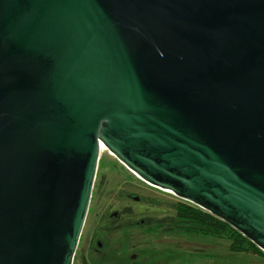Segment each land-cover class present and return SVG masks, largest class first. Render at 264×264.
<instances>
[{
	"label": "water",
	"instance_id": "water-1",
	"mask_svg": "<svg viewBox=\"0 0 264 264\" xmlns=\"http://www.w3.org/2000/svg\"><path fill=\"white\" fill-rule=\"evenodd\" d=\"M102 145L264 252V0H0V264H73Z\"/></svg>",
	"mask_w": 264,
	"mask_h": 264
},
{
	"label": "rangeland",
	"instance_id": "rangeland-1",
	"mask_svg": "<svg viewBox=\"0 0 264 264\" xmlns=\"http://www.w3.org/2000/svg\"><path fill=\"white\" fill-rule=\"evenodd\" d=\"M131 193L134 195L128 196ZM135 196L143 197L142 202H136L133 199ZM179 201L173 194L141 181L108 150L104 151L101 153L90 208L74 264L81 262L80 252L83 253L87 247L90 239L88 234L92 235L95 228L96 232L100 229L98 219L102 220L103 215L113 216L116 213L118 218L111 220L121 225L117 231L123 228L125 230L129 224H135L139 220H144L149 226L146 230L148 234L134 236L130 240L136 248L126 250L124 231L113 236V243L120 242L123 245V254L137 255L136 264L140 261L144 264H264L263 257L231 253L226 239L187 234L174 236L157 232V226L166 224L167 219L173 216L175 204ZM146 208L149 209L145 210ZM143 211L150 215L142 217L138 214Z\"/></svg>",
	"mask_w": 264,
	"mask_h": 264
},
{
	"label": "trees",
	"instance_id": "trees-1",
	"mask_svg": "<svg viewBox=\"0 0 264 264\" xmlns=\"http://www.w3.org/2000/svg\"><path fill=\"white\" fill-rule=\"evenodd\" d=\"M157 228L162 233H170L174 236L187 234L226 239L229 241L231 253L264 258V252L239 231L223 220L186 201L180 200L176 203L173 216L169 217V220L167 219L166 224L159 225Z\"/></svg>",
	"mask_w": 264,
	"mask_h": 264
},
{
	"label": "flooded vegetation",
	"instance_id": "flooded-vegetation-1",
	"mask_svg": "<svg viewBox=\"0 0 264 264\" xmlns=\"http://www.w3.org/2000/svg\"><path fill=\"white\" fill-rule=\"evenodd\" d=\"M130 195H134L133 193L129 194ZM141 198L143 197H139V196H135L133 199H135L136 202L141 203L142 200ZM149 198V197H147ZM151 200V199H148ZM147 203V202H146ZM138 203H136L137 205ZM149 208H146L145 210H147ZM145 211H143L142 213H139L140 215L145 216L149 213H144ZM137 214V215H138ZM111 215H103L102 220H99V227L100 228L97 232H96V228L93 229L95 230L94 233L91 235V233L88 234V236H90L89 241L87 242V247H85V250L83 251V253L80 252L81 255V262L80 264H136L137 262H135L136 260H138V257L136 254L132 253V254H123L122 252V248L123 245H121L120 242L117 243H113L112 239L113 236H115V234L123 232L124 231V235H125V244L124 246L127 249L130 248H136V245L131 243L130 240H133L134 236H144L145 234H148V232L146 230L149 229V226H147L145 224L144 220H139L136 221L135 224H129V227H126L127 229L124 230V228L122 230L117 231L118 229H120L121 225L119 223H117L116 221H112L111 219L118 218V214H112ZM150 215V214H149ZM86 224V222H85ZM85 227V226H84ZM84 230V228H83ZM161 232L160 229L157 230V232ZM142 233V234H141ZM83 234V232H82ZM82 238V235H81ZM80 238V241H81ZM80 245V242H79ZM78 245V248H79ZM77 248V250H78ZM77 255V251L75 253L74 259H73V264L75 263V258ZM139 264H144L142 261L139 262Z\"/></svg>",
	"mask_w": 264,
	"mask_h": 264
},
{
	"label": "bare ground",
	"instance_id": "bare-ground-1",
	"mask_svg": "<svg viewBox=\"0 0 264 264\" xmlns=\"http://www.w3.org/2000/svg\"><path fill=\"white\" fill-rule=\"evenodd\" d=\"M106 150H108L105 146H101V153H103L104 151H106ZM163 191H165V192H167V193H171L170 191H167V190H163Z\"/></svg>",
	"mask_w": 264,
	"mask_h": 264
}]
</instances>
